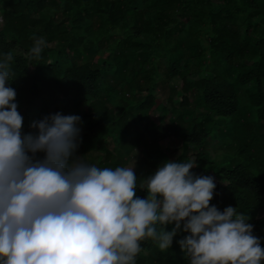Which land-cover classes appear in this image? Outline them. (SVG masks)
Segmentation results:
<instances>
[{
  "label": "trees",
  "instance_id": "trees-1",
  "mask_svg": "<svg viewBox=\"0 0 264 264\" xmlns=\"http://www.w3.org/2000/svg\"><path fill=\"white\" fill-rule=\"evenodd\" d=\"M38 37L46 46L30 58ZM9 51V86L23 133L56 112L78 115L76 153L102 151L96 166L115 168L127 167L137 151L139 184L168 158L160 129H142L161 108L165 118L171 115L168 130L183 150L175 161L187 162L194 152L192 172H213L223 182L210 205L247 215L264 248V0H0V57ZM163 80H179L168 108L153 93ZM115 83L128 87L121 97ZM244 87H250L246 105L239 95ZM220 137L233 150L211 159L206 143ZM136 195L146 192L137 188ZM186 235L179 232L164 252L141 242L136 264H188L177 243Z\"/></svg>",
  "mask_w": 264,
  "mask_h": 264
},
{
  "label": "clouds",
  "instance_id": "clouds-1",
  "mask_svg": "<svg viewBox=\"0 0 264 264\" xmlns=\"http://www.w3.org/2000/svg\"><path fill=\"white\" fill-rule=\"evenodd\" d=\"M45 46L34 38L29 57ZM13 61L11 51L0 57V264H136L141 242L164 252L179 232L188 264H264L249 217L210 205L215 178L190 171L195 159L164 161L138 184L134 165L101 168L74 155L78 115L56 112L23 133Z\"/></svg>",
  "mask_w": 264,
  "mask_h": 264
},
{
  "label": "rangeland",
  "instance_id": "rangeland-1",
  "mask_svg": "<svg viewBox=\"0 0 264 264\" xmlns=\"http://www.w3.org/2000/svg\"><path fill=\"white\" fill-rule=\"evenodd\" d=\"M107 46V45H106ZM106 51L109 53H111V48L110 46H107ZM114 57L115 54L113 53L112 56V62H114ZM200 77H197L195 79H199ZM112 83V81H111ZM114 86H116L117 92L118 94H116V96L121 97V95H119L121 89H124V87L127 89V86L124 85H117L116 83L114 84ZM179 86V80H174L171 83H166L164 80L160 81L157 85H153V93L160 98L163 101V104L165 105V107H171V103L169 102L170 97H171V89L175 88L177 89V87ZM250 87H244L241 88V92H240V98L242 99V103L243 104H247L248 103V99L247 96L245 95V91L246 89H249ZM129 90V89H128ZM127 93V97H129V93L128 91H126ZM197 96L195 94H191V100L195 101V98ZM142 98V94H137L135 96V99H141ZM175 97H173V102H172V106H175L177 104V100ZM170 117L171 115H169L167 118L164 117L163 111L160 108L157 112H155L152 117H151V121L145 123L142 126V129H149L152 125H155L157 128L160 129V132L157 133V137H158V141L160 142V145L163 147V149L165 150H169L168 153V158L166 160H161L158 161L154 166H153V170L152 173L156 170V168L162 164L164 161H175L177 159V157L182 153V148L180 146H177V141L175 140L174 136L172 133L169 132L168 127L170 124ZM153 131V130H152ZM260 132L264 133V124L260 127ZM117 139H115V141H119L118 140V136H116ZM228 142H230V140H226L223 139V137L220 138H214V139H210L209 141H207L206 143V148L209 152L210 158L214 159V158H218L219 156H221L224 152H227L229 150H233V148H230L229 146H227ZM104 154V152L102 151H98V152H94L92 153L90 156L88 155H78L76 152L74 153L75 156H80L82 157V159L88 163V164H94L96 165L97 162L100 160L99 157H101ZM194 155V156H193ZM190 159H195V153L192 152L190 154ZM137 161H138V152L135 151L133 152L127 159L126 164L127 167H131L134 165V171H136L137 169ZM191 171H193L191 169ZM211 176H214L215 178V183L217 185H221L223 184L222 180H220L217 175H215L213 172L211 173ZM260 217L264 216V208L260 211L259 214Z\"/></svg>",
  "mask_w": 264,
  "mask_h": 264
}]
</instances>
